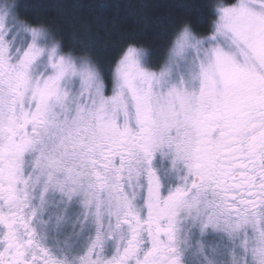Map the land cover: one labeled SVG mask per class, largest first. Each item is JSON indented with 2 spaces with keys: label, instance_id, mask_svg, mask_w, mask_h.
I'll return each instance as SVG.
<instances>
[{
  "label": "snow or ice",
  "instance_id": "obj_1",
  "mask_svg": "<svg viewBox=\"0 0 264 264\" xmlns=\"http://www.w3.org/2000/svg\"><path fill=\"white\" fill-rule=\"evenodd\" d=\"M17 8L0 0V264H264V0L218 3L155 68L65 51Z\"/></svg>",
  "mask_w": 264,
  "mask_h": 264
},
{
  "label": "trees",
  "instance_id": "obj_2",
  "mask_svg": "<svg viewBox=\"0 0 264 264\" xmlns=\"http://www.w3.org/2000/svg\"><path fill=\"white\" fill-rule=\"evenodd\" d=\"M221 2L235 0H16L21 18L47 26L65 51L90 55L105 68L131 44L146 48L150 66L158 67L185 24L210 32Z\"/></svg>",
  "mask_w": 264,
  "mask_h": 264
},
{
  "label": "clouds",
  "instance_id": "obj_3",
  "mask_svg": "<svg viewBox=\"0 0 264 264\" xmlns=\"http://www.w3.org/2000/svg\"><path fill=\"white\" fill-rule=\"evenodd\" d=\"M22 20H24L25 22H27V23H29V24H31L30 22H28V21H26V19H24V18H21ZM36 27H43V28H46V29H49L47 26H44V25H35ZM184 27H190L189 25H187V24H185L182 28H184ZM50 30V29H49ZM130 46V45H129ZM131 46H134L135 48H137L138 50H141L142 51V53H143V55H145L146 54V49H144L142 46H137V45H135V44H131ZM85 55H87V54H85Z\"/></svg>",
  "mask_w": 264,
  "mask_h": 264
},
{
  "label": "rangeland",
  "instance_id": "obj_4",
  "mask_svg": "<svg viewBox=\"0 0 264 264\" xmlns=\"http://www.w3.org/2000/svg\"><path fill=\"white\" fill-rule=\"evenodd\" d=\"M15 3H16V0H15ZM235 3V2H234ZM193 31V30H192ZM194 32V31H193ZM196 35H198V36H200L198 33H196V32H194ZM202 36H205V35H202ZM144 48V47H143ZM144 49H146V48H144ZM147 50V49H146ZM144 63H145V65L146 66H149V67H152V66H150V64H149V57H148V50L146 51V54L144 55ZM153 68H155V67H153Z\"/></svg>",
  "mask_w": 264,
  "mask_h": 264
},
{
  "label": "flooded vegetation",
  "instance_id": "obj_5",
  "mask_svg": "<svg viewBox=\"0 0 264 264\" xmlns=\"http://www.w3.org/2000/svg\"><path fill=\"white\" fill-rule=\"evenodd\" d=\"M209 33H202V34H199L200 36H202V35H208Z\"/></svg>",
  "mask_w": 264,
  "mask_h": 264
}]
</instances>
